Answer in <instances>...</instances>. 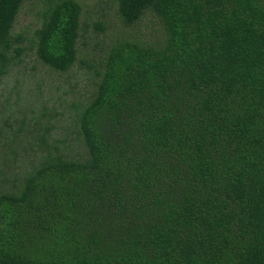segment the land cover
<instances>
[{
  "label": "trees",
  "instance_id": "1",
  "mask_svg": "<svg viewBox=\"0 0 264 264\" xmlns=\"http://www.w3.org/2000/svg\"><path fill=\"white\" fill-rule=\"evenodd\" d=\"M23 2L0 0V78L28 49L94 88L64 150L41 134L29 167L0 170V264H264V0H113L161 33L101 58L84 33L109 24L78 0H43L25 47Z\"/></svg>",
  "mask_w": 264,
  "mask_h": 264
},
{
  "label": "rangeland",
  "instance_id": "2",
  "mask_svg": "<svg viewBox=\"0 0 264 264\" xmlns=\"http://www.w3.org/2000/svg\"><path fill=\"white\" fill-rule=\"evenodd\" d=\"M78 1L82 4L84 22L92 23L103 18L109 24L105 33L96 32L93 26L84 33L82 51L89 56L101 58L103 46H108L119 36L148 42L155 41L161 33L159 24L149 18L131 27L123 26L115 13L113 0ZM42 2L24 0L18 13L14 34L21 33L25 37L22 42L25 47L29 46L33 30L39 25ZM93 81L92 70L74 67L67 72L55 71L26 49L22 61L14 63L0 78V170H4L1 177L13 176L18 165L29 167L31 161L41 154L38 135L45 134L49 144L58 143L64 150L62 142L56 139L74 136L71 130L72 104L88 100L94 88ZM44 125L49 126L48 131ZM11 147L19 152L15 163L10 162ZM73 148L72 154L83 152L82 145L74 144ZM10 171L13 172L9 175ZM1 177L0 188H7L8 184L2 183Z\"/></svg>",
  "mask_w": 264,
  "mask_h": 264
}]
</instances>
